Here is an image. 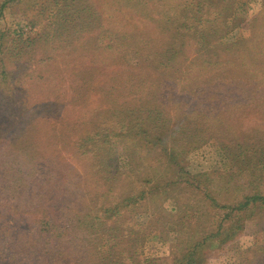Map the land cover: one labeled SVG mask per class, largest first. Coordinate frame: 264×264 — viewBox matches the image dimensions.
<instances>
[{"label": "trees", "instance_id": "obj_1", "mask_svg": "<svg viewBox=\"0 0 264 264\" xmlns=\"http://www.w3.org/2000/svg\"><path fill=\"white\" fill-rule=\"evenodd\" d=\"M258 1L175 0L170 28L159 32L157 44H138L120 31L98 49L85 33L92 26L81 16L83 0H0V19L7 22L0 28V90L23 92L22 106L34 102L19 108L28 118L18 132L5 133L7 152L21 162L12 167L9 160H0V185L18 184V189H5L0 199V264H144V228L133 229L128 217L135 220L133 208L146 207L152 224V197L181 190L187 200L175 203L169 220L178 235L175 251L162 264H204L209 253L224 249L239 264H264V234L248 246L237 238L244 221L264 223V131L250 128L240 140L228 135L236 169L241 163L254 173L248 184L233 186L236 199L220 200L229 189H217L213 177L197 178L183 165L198 132L211 135L223 125L231 132L234 123L228 119L247 115L256 100L264 109V62L256 64L255 46L245 48L241 43L248 39L228 38L216 26L232 29L256 3L263 11L264 3ZM117 12V23L123 24L126 14ZM104 50L109 58L100 57ZM86 54L97 59L85 63ZM154 54L159 55L156 61ZM9 58L17 66L8 71ZM63 71L69 76V101L86 110L68 124L58 117L64 96L49 97L59 76L63 82ZM242 71L248 72L243 80L236 76ZM76 74L81 76L75 79ZM39 84L53 92L43 89L36 97ZM197 122L202 124L196 127ZM64 138L66 148L59 145ZM63 148L78 162L84 160L92 188L61 189L67 183L64 174L78 171ZM148 155L155 159L146 168L164 174L146 177L144 183L138 177L137 187L128 186L124 171ZM235 176L231 172L216 180L226 179L227 186Z\"/></svg>", "mask_w": 264, "mask_h": 264}, {"label": "rangeland", "instance_id": "obj_2", "mask_svg": "<svg viewBox=\"0 0 264 264\" xmlns=\"http://www.w3.org/2000/svg\"><path fill=\"white\" fill-rule=\"evenodd\" d=\"M174 1L175 0H143L142 2H138L137 0H83V2H85L86 10L81 16L82 18L84 17L85 19H89L92 26V28L88 29V31L85 33L88 36L91 46L98 49L102 46L104 47L105 43L115 39V33L120 31H124V33L128 35V39H134L138 44L139 42H142L141 44L146 43V45L150 44V46H152L151 44L158 43L162 30L165 27L170 28V15L174 12ZM258 2L264 3V0H260ZM152 3L154 5H151ZM261 9V6L256 3L254 5V9L250 11L248 15L241 17V19H244V21L240 23L236 22L235 26H233L232 29H230V27H224L223 25L220 26L216 24V26L221 29V34L224 33L223 31H226L228 38L234 37L239 39L245 38V40L248 39L247 41L242 42L241 45H245V48L251 45L255 46L258 53L256 57V64L264 62V39H261L262 41L256 40L257 37L264 38L262 37V35H260V31L264 29V10L261 11ZM117 11L122 12V14H126L125 22L123 24L119 25L117 23ZM197 15L201 16L200 14ZM253 18H256V21L254 19L250 23ZM6 25L7 22L1 18V30H3ZM257 26L259 27L255 33V30H253V28L255 29V27ZM222 28H224V30ZM120 35L121 34L119 33V42L120 38L122 37H120ZM211 43H214V40H212ZM219 43L220 42L214 43V45H218ZM237 45H239V43H237ZM192 48L196 49L194 44ZM101 53L102 54L100 55V57L109 58L108 50H104ZM192 54H195V52L189 53V55ZM218 56L223 57V53L218 52ZM151 57L152 61H156L154 60V57L156 59H159V55L157 54H154ZM96 59L97 58L94 56L87 58L86 54V57L83 61L86 63L89 60ZM12 61L15 60H11L9 58L7 61L8 71L9 69H11V67L17 66V61ZM77 71H81V69L77 67ZM61 75L63 77V82L60 81L59 76L58 80L60 83H58L57 88H54L55 92L47 87H42L39 84L35 88V96L40 98L41 94L43 93V89L46 92L52 91L54 93L53 95L49 96L51 99L55 95H59L60 98L64 96V98H62L61 100V103H59L60 106L58 107V110L60 112L58 117L62 119L67 118V120H65V124H68L69 122L75 121L82 117L86 110L81 106L74 105V102L69 101L72 95L71 90H68V84L66 82V79H68L69 76L67 75L66 71H63ZM247 75V71H242L236 76L237 78L243 80ZM80 76L81 75L76 74L75 79ZM73 84H75V82H73ZM11 85L12 83H9L8 87H10ZM22 85H24V83ZM0 86L4 87V85L1 84V81ZM175 87V91H177V84ZM22 96L23 92H20L17 89L13 90L10 94H6L0 90V160L2 159L3 162L4 160H9L12 167L15 166L14 163L18 161L21 162V160L19 159L21 157L7 152V148H5V146L8 145V142L4 140L6 136L5 133L7 131H14L13 134L18 132V130L21 128L19 124L26 123L28 118V116H22L20 114L19 108L32 107L34 103L33 101H30L25 106H22L20 100ZM241 96L245 97L244 94H242ZM260 98H264V95ZM236 99L238 98L236 97L231 101H234ZM256 102L259 106L257 105L251 107V109H247V115L238 117L239 113H236L237 115L234 119H228L229 122L231 121L234 123L231 132H229L223 124V127L221 129L212 133L211 135H207V133H205V130L198 132L199 136H196L195 140H190V145L192 146V148L186 151V153L183 155V165H185L186 170L189 173L194 174L197 176V178L201 179H203L204 176L199 177V175L207 174V178L213 177L215 179V181L212 182V185L216 186L217 189L230 190L229 193L222 192L219 196L220 200L231 201L233 199H236L237 197H239V193L238 191L233 189V186L236 183L240 182L243 184H248L249 181L254 180V173L250 168H246L243 164L237 163L239 171L236 169L235 159L230 152V148H232L233 146L229 142L228 135L232 134L235 139L240 140L243 132L248 131L250 128H257L260 130L262 129L264 131V109L260 107V101L256 100ZM55 121H58L62 126L60 119H55ZM195 124H197L196 127H199V124L202 123L197 122ZM72 139H76L75 133L72 135V138L70 140L72 141ZM59 145L66 148L68 146L66 139L64 138V142H60ZM195 145L197 147L193 148ZM62 154L71 163H74V166H78V171L75 176H70L68 175V173L64 174L62 178L66 180L65 182L67 183H63L61 189H67L69 192H75L74 189L82 191L83 189L92 188V182L89 178L87 169L83 168L82 162L84 160L81 159V162H78L75 158H73V155L69 152V149L65 150L63 148ZM135 157L137 158V156ZM119 159L120 161H122L121 156H119ZM153 159H155L154 156H145L142 163L132 165V168L124 171L125 174H127L126 180H128V186L135 185V187H137L138 182L135 181V179L138 177L141 179V183H144L142 179H145L146 177L155 180L153 179V177L156 174H158V176H160V173L162 175L164 174L160 168H158L156 171L146 168L147 165L151 164V160ZM119 165L122 164L119 163ZM121 168H123V166ZM231 172L235 173L236 176L227 186H225L227 182L226 179H221L219 181L216 180V178H219L220 176ZM145 187H149V185L143 184V188ZM5 189H18V184H16V186L8 184L7 187H4L3 184L0 185V199L3 197L2 192H5ZM172 189L182 188L172 186ZM137 190L139 191L141 189H130V191L134 193ZM184 200H187V198L185 197L184 191L182 190L176 192L175 194H155L148 203V207L151 208V210L156 211L155 215L152 216V224L151 221L148 222L147 220L149 210L146 207H141L139 209L137 207L133 208L132 212L136 213L135 220L131 219L130 222V218L128 217V221L132 224L133 229L135 230L139 226L140 227L138 229L144 228L143 244L141 248L143 256L142 259L145 258L146 260L144 264H162L172 256L173 252L175 251V244L178 239V235L169 220L174 219L172 210L174 209L175 203L179 201L182 202ZM190 203L192 204V201H190ZM170 215H172V217ZM160 222L164 223V225L163 227L159 228ZM152 225L156 226V228L153 229ZM263 229L264 223L261 220H259L258 218H250L249 220L243 222L242 230L239 231L237 238H239V241L244 246H248L254 238L258 237L259 235L262 236L264 234ZM204 264H239V261L237 256L233 252H229L228 249H224L217 251L214 250L213 252L209 253L205 259Z\"/></svg>", "mask_w": 264, "mask_h": 264}]
</instances>
